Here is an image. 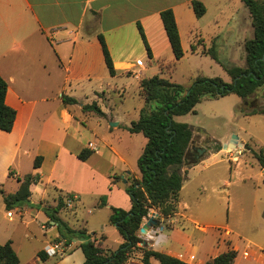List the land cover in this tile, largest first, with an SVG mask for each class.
I'll list each match as a JSON object with an SVG mask.
<instances>
[{"label":"crops","instance_id":"0c3cea01","mask_svg":"<svg viewBox=\"0 0 264 264\" xmlns=\"http://www.w3.org/2000/svg\"><path fill=\"white\" fill-rule=\"evenodd\" d=\"M191 1L0 0V74L8 82L6 102L17 110L13 129L9 132L0 131V154L3 158H8V167L14 171L13 176L17 180L19 172L12 167H16L15 161L21 158L28 161L27 172L40 176V181L30 186L32 191L30 204L14 208L17 215L25 221L23 243L14 238L13 228L4 224L3 218H0V243L12 242L20 258L19 264H84L86 257L79 240L73 241L67 253L62 256L49 255L46 260L38 256L40 250L46 251L48 247L56 244L57 238L60 237L57 224L49 221L43 208L32 206L46 202L47 191L50 188L60 192L59 194L74 196L73 205L70 204L71 210L60 212L64 220L73 228L87 229L92 235L95 234L97 243L100 242L105 248H111L106 244L105 233L98 235L97 232H91L94 227L90 226L89 222L78 219L76 207L87 198H91L92 205L98 210H106V215L107 210H110L111 214L112 206L127 210L132 207L131 197L124 188L125 182L116 179L118 176L124 177V174L119 175L116 172V164L120 161L129 167L123 151L137 147L136 155L139 158L147 143L143 133H131L127 129L139 118L140 110L145 104L140 82L143 78L156 74L161 76L165 72L171 73L174 67L169 71L168 66H173L183 59L177 61L174 57L161 18L162 10L167 8L174 10L184 50L186 42L194 37L197 41L194 43L195 49L194 44L191 45V51L210 56L223 68L225 62L220 58V46L224 49L230 48L227 40L232 38L233 41H237L240 28L238 30L236 27L245 22L243 26L245 31L239 34L240 39L237 42L239 48L246 52V40L254 37L253 18L246 5L248 11L238 18L239 13L236 9L231 12L232 0H200L204 3L206 12L203 16L197 17L190 5ZM207 20L213 22L215 26L213 32H207ZM139 23L151 47V57L140 34ZM99 34L105 37L117 70L116 75L109 72ZM212 46L217 52L218 59L206 52ZM143 57L146 60H143ZM137 61H141V64H137ZM245 65L246 59L239 66ZM147 72L150 73L148 76ZM227 81L231 82L232 77L230 76ZM93 84L96 85L94 95L101 92L109 96L111 93L122 96L117 107L111 112L102 110L104 115L97 113L94 115L82 109L83 104L87 102L79 101L73 94L74 90L87 89ZM127 87H132L137 96L136 104L131 102L130 94H125ZM63 94L76 97L79 102L65 104L62 100ZM237 96L242 102L241 97ZM96 101L99 103L102 99ZM79 108L81 111H78ZM187 114L176 116L175 119L186 122L181 118ZM93 116L96 117L98 126L102 125L103 118L106 120V129L115 136L113 139H103L100 136L101 132L94 129L93 133L96 138L99 137L98 140H85L79 124H83L87 118L91 120ZM112 121H117L118 124L114 126L108 124ZM188 124L195 129L191 150L198 152V148L205 147L206 152L199 163L187 169L176 213L165 221L159 213V224L153 226L146 235L139 232V236L143 242L147 241V244L143 242L142 244L148 248L170 254L191 264H205L229 247L218 242L213 243V240L206 238L203 233L205 226L197 220L198 214L194 213L193 206L184 192L193 180L195 171L193 169L197 168L196 170L200 172L203 168L210 167V163H206V167L203 168L201 164L211 157L222 154L219 161L230 162L231 178L237 169L242 168L235 165L225 149H209L206 145L210 142L206 140L203 132L194 124ZM118 130L126 132L129 136L125 138L124 133H115ZM233 134L226 140L215 142L223 146L230 141ZM235 134L239 136V141L243 145L250 142L253 147L264 150L253 137ZM97 141L102 145L100 146ZM135 142L138 143L136 147ZM83 149L92 150L87 160L78 157ZM38 156L42 157V161L41 165L35 168L34 161ZM256 165L260 170V178L256 185L258 189L264 190V167L258 160ZM130 169V172L140 176L139 169ZM123 172L127 173L126 170ZM231 178L225 179L224 183L232 185ZM19 186L18 180L17 190ZM103 195L107 196V204L100 206V198ZM0 199L1 207L6 210L3 212L6 217L9 210L6 209L1 193ZM153 211L157 210L152 209L150 213ZM89 212L92 214V209H89ZM9 218L10 221H14V214ZM190 223L193 224L192 227ZM242 223L243 219L235 223L227 222L222 226L229 236L230 247L238 253L234 264H238L240 258L241 262L243 260L248 264H264V203L259 205L248 224L243 226ZM194 228L202 234L197 236ZM40 236L45 238L41 248L35 250L29 257L23 258L20 249L31 242V239L40 241ZM213 237L214 240H218V234L214 233ZM123 242L124 238L121 236L118 243L120 245ZM245 251L248 252L247 257L244 256ZM151 261L152 264H160L154 257Z\"/></svg>","mask_w":264,"mask_h":264},{"label":"trees","instance_id":"16d2710c","mask_svg":"<svg viewBox=\"0 0 264 264\" xmlns=\"http://www.w3.org/2000/svg\"><path fill=\"white\" fill-rule=\"evenodd\" d=\"M243 1L253 18L254 37L245 42V66L224 64L226 71L232 77L231 82H226L221 77L197 76L190 86H184L159 74L143 78L140 82L141 95L145 104L140 110L139 118L127 127L129 132L143 133L147 138V143L137 161L140 176L130 175L124 184L125 190L131 197L132 207L127 210L112 206L109 217V222L116 226L124 238L123 243L116 249L105 248L100 242L97 243L98 239L94 236L95 234L92 235L85 228H73L64 220L60 216V212L67 207V200L74 198L71 194L60 195L55 206L48 202L32 205L43 208L49 221H54L57 224L60 232L57 242L70 245L73 241L84 239L80 243L86 257L84 264H124L131 251L143 242L139 232L144 219L149 217L150 211L157 210L165 221L178 210L180 191L186 179L187 169L199 163L203 156L197 157L198 152L191 150L194 127L186 122L176 120V116L196 113V105L203 99H215L230 93H235L242 99V103L236 108L238 112L245 115L264 113V105L256 97L257 91L264 85V0ZM190 5L197 17L205 14L206 7L202 1L192 0ZM161 18L174 57L178 61L183 58L184 49L174 10L172 8L162 10ZM138 28L148 55L151 57V47L140 23ZM99 40L109 72L111 75H116L117 70L103 34H99ZM206 52L218 59L213 46ZM7 91L8 82L0 74V131L9 132L13 129L17 110L7 104ZM62 100L65 104L79 102L76 97L67 94L62 95ZM82 109L85 112L94 111L99 115H104L97 102L83 104ZM221 148V144L214 146V150ZM91 154L92 150L83 149L78 157L87 160ZM253 154L260 165L264 167V150L253 151ZM41 161V156L36 157L34 167H39ZM9 175L13 176L14 171L10 170ZM116 179L122 181L124 177L118 176ZM18 180L20 186L13 193L6 192L0 186V193L3 196L6 209L9 211L30 204L32 195L30 186L38 183L40 176L27 173L22 178L18 177ZM106 204L107 196L103 195L100 198V206ZM141 249L143 252L142 264H152L153 257L159 260L160 264H191L147 246H142ZM237 255V251L229 247L209 259L205 264H234ZM38 256L42 260H46L49 255L45 250H40ZM19 263L20 258L12 242L0 243V264Z\"/></svg>","mask_w":264,"mask_h":264},{"label":"rangeland","instance_id":"374dc122","mask_svg":"<svg viewBox=\"0 0 264 264\" xmlns=\"http://www.w3.org/2000/svg\"><path fill=\"white\" fill-rule=\"evenodd\" d=\"M231 6V12L233 9H236L237 13H239L238 18L240 15L243 16V14L246 13L245 11H248L242 0H232ZM244 23L240 26L237 25L236 27L238 30L240 28V33L238 32L239 34H243L245 31V27H243L245 26ZM206 30L207 32H213L215 30L213 22L210 23L209 20L206 21ZM239 34L236 37L237 41L240 39ZM196 41L197 39L191 37L190 41L186 42L183 59L173 66L169 65L167 70L172 71L173 67L174 70L171 73H162L161 76L184 86H190L197 76L221 77L224 81L228 82L227 79L230 78V75L226 69L223 68V66L217 64V62H215V60L208 55L193 53L191 51V45ZM237 41H233L232 38L228 39L227 43L228 45L230 44V48L228 49H224L220 46V58H222L227 64H235L239 66L246 59V52L243 48H239V41ZM195 45L196 44H194V49ZM142 59L146 60L145 57ZM137 64L141 63H138L137 61ZM148 74L150 73L147 72L146 76H148ZM94 86L96 85H90L87 89L74 90L75 93L73 94L76 95L79 101L87 103H93L96 100L100 101L102 99V101L97 104H99V107L104 112H111L113 108L117 107V104L120 101L119 98L122 96L119 97V95H117L118 93H116V95L115 93H111V96H109V94L107 95L101 92L94 95V88H96ZM126 90L125 94H130L131 102L136 104L137 96H135L132 87H127ZM121 93L123 94V92ZM256 97H258L264 105V85L257 91ZM241 103V100H239L238 96L234 93L215 99H204L196 105V113L191 112L182 117L181 120L194 124L197 129L203 132L206 136V140L210 142L209 145H206L207 147H210L209 149H214L216 144H220L218 142L216 143L215 140H226L232 133H240L242 135L253 137L256 142L260 144V146L264 147V113L245 115L242 112H238L236 108ZM78 111H81L80 108ZM87 112H90L89 114L96 113L94 111ZM93 117L94 118H91V120L87 118V121H83V124H79V126L83 129L82 131L84 133L85 140H98L99 137L96 138L93 133L94 129H96L97 132H101L100 136L103 139H113L115 136L110 134L108 129H106V120L103 118L102 125L98 126L96 123V117ZM177 119H179V117H177ZM108 124H110V122H108ZM115 133H124L125 138L129 136V134L121 132V130H118ZM97 142H99L100 146L102 145L100 141ZM137 145L138 143L135 142L134 146L136 147ZM136 148L129 150L126 149L123 151L129 167L120 161L116 164V172H118L119 175L124 174V180H122V182H125L130 175L135 176V172L127 174L128 171L131 170L130 168L138 170V158L136 155L138 148ZM259 150L260 148L253 147L250 142L244 143V145L231 150L225 149L228 157L232 158L235 165L242 168L237 169V171L234 172L235 174L233 178L229 175L230 162L219 161L222 154H219L216 157H211L206 160V162L201 164V167L203 168L206 167V163H210V167L203 168L200 172L196 170L197 168L193 169V171L195 170L193 172V180L189 183V186L184 194L192 204L194 213L198 214L197 220L205 226V229L203 230L204 235L207 239L213 240V243L218 242L230 247L231 242L228 240L229 236L225 233L222 226H224L227 222L235 223L241 221L242 219L243 226L246 223L248 224L251 220V216L256 214L259 205L264 203V190L258 189L256 185L258 179L260 178V170L258 165H256L257 158L253 154V151ZM204 154L205 152L202 156H204ZM8 164V158L6 157L5 159V157L3 158V155L0 154V186L6 192L13 193L17 190L18 180L16 177L9 175L10 171L8 172V170H10L11 167H8ZM15 164L16 167L13 166L12 168L19 172L18 174L20 178L29 173L27 172L29 164L26 159H17ZM6 168H8L7 171ZM123 170H126L127 173H124ZM230 178L233 181L232 185L224 183L225 179L230 180ZM127 181L128 180H126V182ZM59 193L60 192H55L54 189L50 188V190L47 191L46 202L53 206L57 205L58 198L62 194ZM61 196H65V194H62ZM197 198L199 201H197ZM70 206L71 205L68 204L64 210L70 211ZM89 209H92V214L89 212ZM4 211L6 212V210L1 207L0 199V218H3L4 224L13 228L14 238L23 243V233L26 230L25 221H23L24 219H21V217L17 215L16 210L13 209L11 211L14 212V221H10L8 216L5 217L3 215ZM76 212L78 219L89 222V225L94 227L91 232H97L98 235L103 232L107 235L106 244L109 247L117 248L119 246L118 240L121 238V235L119 234L116 226L109 222L110 210H107L106 215V210H98V208L92 205L91 198H87L83 203L78 204ZM73 220L74 219L72 218V224ZM33 226L37 227V225ZM190 226L192 227L193 224L190 223ZM196 233L197 236L202 234L199 230H196ZM214 233L218 234L217 241L214 240ZM44 241L45 238L42 236H40V241L35 238L31 239V242H28L22 249H20L21 256L23 258L29 257L35 250L37 251L41 248L40 246L43 245ZM242 245L243 243H241V246ZM142 246H144V244L139 243L138 247L131 251L124 264H142ZM238 264L248 263L243 260L241 262L240 258L238 260Z\"/></svg>","mask_w":264,"mask_h":264},{"label":"water","instance_id":"95a60500","mask_svg":"<svg viewBox=\"0 0 264 264\" xmlns=\"http://www.w3.org/2000/svg\"><path fill=\"white\" fill-rule=\"evenodd\" d=\"M110 124L112 126L117 125L118 122L117 121H112L110 122ZM243 144L239 141V136L237 134H233L230 141L228 143H224L222 148L223 149H234L237 147L242 146ZM206 152V148L205 147H201L198 148V155L197 157H200L201 155H203V153ZM263 172H264V168H263ZM128 173H130V171H128ZM126 183V180H125ZM160 216L158 211H153L150 213L149 217L146 219V221L141 225L140 228V233L142 235H146L148 234V231L153 227L159 224V219L158 217ZM53 224H56L54 221H51ZM81 242L84 241V239H80ZM144 244H147V241L143 242Z\"/></svg>","mask_w":264,"mask_h":264},{"label":"built area","instance_id":"2783aa9c","mask_svg":"<svg viewBox=\"0 0 264 264\" xmlns=\"http://www.w3.org/2000/svg\"><path fill=\"white\" fill-rule=\"evenodd\" d=\"M138 63H141V61H138ZM72 200H73V198H69L68 200H67V202H69L68 204H71L72 203ZM13 212L12 211H9L8 212V216L9 217H12L13 216ZM69 246L70 245H66L65 243H63V242H57L56 244H54V245H52V246H50V247H48L47 249H46V252L48 253V255H59V256H62V255H64L65 253H67V251H68V249H69ZM244 256H248V252L247 251H245L244 252Z\"/></svg>","mask_w":264,"mask_h":264}]
</instances>
